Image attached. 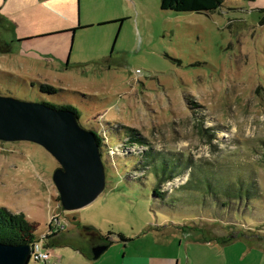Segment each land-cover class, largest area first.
I'll return each instance as SVG.
<instances>
[{
    "label": "rangeland",
    "instance_id": "1",
    "mask_svg": "<svg viewBox=\"0 0 264 264\" xmlns=\"http://www.w3.org/2000/svg\"><path fill=\"white\" fill-rule=\"evenodd\" d=\"M0 47V95L72 106L102 141L104 189L64 210L58 161L0 140V207L62 226L27 264H264V0H0Z\"/></svg>",
    "mask_w": 264,
    "mask_h": 264
},
{
    "label": "water",
    "instance_id": "2",
    "mask_svg": "<svg viewBox=\"0 0 264 264\" xmlns=\"http://www.w3.org/2000/svg\"><path fill=\"white\" fill-rule=\"evenodd\" d=\"M0 140L35 142L58 161L52 180L64 210L88 205L105 187L97 133L81 127L72 110L0 95ZM107 247L93 246L92 258ZM29 255V243L0 242V264H27Z\"/></svg>",
    "mask_w": 264,
    "mask_h": 264
},
{
    "label": "trees",
    "instance_id": "3",
    "mask_svg": "<svg viewBox=\"0 0 264 264\" xmlns=\"http://www.w3.org/2000/svg\"><path fill=\"white\" fill-rule=\"evenodd\" d=\"M222 1L223 0H159V4H160V8L164 10L212 11L217 9L221 5ZM7 50L8 49L6 50L4 49V51ZM39 89L40 91L47 93L57 92V89L49 84H40ZM57 108H66L72 110L76 114V117L78 118V112L72 106H62ZM133 137H134L133 135H130V139H132ZM134 139L136 140V137H134ZM97 142L99 145H101L102 143L99 135H97ZM153 194L157 196L162 195V192L160 191L158 185L154 187ZM35 229H36V224L27 220L23 212L12 213L8 211L6 208L0 207V242L8 243V244L32 243L34 240L38 238V236L35 235ZM51 236L52 235L46 234L45 236L46 240L44 238L45 242L50 241L51 239L49 238ZM119 236L122 239L124 238L122 234H119Z\"/></svg>",
    "mask_w": 264,
    "mask_h": 264
},
{
    "label": "built area",
    "instance_id": "4",
    "mask_svg": "<svg viewBox=\"0 0 264 264\" xmlns=\"http://www.w3.org/2000/svg\"><path fill=\"white\" fill-rule=\"evenodd\" d=\"M49 224H48V232H55L57 227H61L60 225V220L58 219L57 216H52L49 220ZM52 222H55L52 224ZM52 225V226H51ZM45 235H41L38 236V238L36 240H34L32 243L30 244V255H29V259L33 258L34 260H42V261H46V259L49 256V250L47 248L44 247V245L42 244L44 241V237Z\"/></svg>",
    "mask_w": 264,
    "mask_h": 264
},
{
    "label": "crops",
    "instance_id": "5",
    "mask_svg": "<svg viewBox=\"0 0 264 264\" xmlns=\"http://www.w3.org/2000/svg\"><path fill=\"white\" fill-rule=\"evenodd\" d=\"M71 30H73V29H71ZM57 234H58V233L56 232V234L52 235V236L49 238V239H51L50 241L53 242V240L56 239L55 236H57ZM42 235H43V234H42ZM89 246H92V245L89 244Z\"/></svg>",
    "mask_w": 264,
    "mask_h": 264
},
{
    "label": "flooded vegetation",
    "instance_id": "6",
    "mask_svg": "<svg viewBox=\"0 0 264 264\" xmlns=\"http://www.w3.org/2000/svg\"><path fill=\"white\" fill-rule=\"evenodd\" d=\"M46 234H48V235H54V234H56V233H55V232H48V231H47V233H45L44 235L46 236ZM45 236H44V237H45ZM45 239H46V238H45Z\"/></svg>",
    "mask_w": 264,
    "mask_h": 264
}]
</instances>
